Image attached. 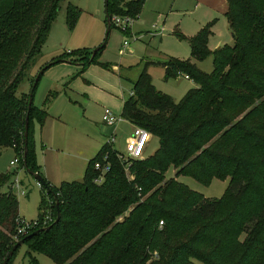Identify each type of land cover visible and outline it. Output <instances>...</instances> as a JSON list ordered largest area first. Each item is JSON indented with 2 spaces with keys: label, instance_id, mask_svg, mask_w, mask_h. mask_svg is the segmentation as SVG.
Here are the masks:
<instances>
[{
  "label": "trees",
  "instance_id": "1",
  "mask_svg": "<svg viewBox=\"0 0 264 264\" xmlns=\"http://www.w3.org/2000/svg\"><path fill=\"white\" fill-rule=\"evenodd\" d=\"M226 1L231 46L214 53L209 49L215 22L192 37L178 33L189 44L191 57L146 61L124 101V119L159 140L154 155L133 160L127 174L117 151L104 144L89 161L82 181L56 187L45 181L60 203L61 219L54 225L56 202L48 193L49 199L41 200L39 219L32 221L37 225L27 235L42 232L24 242L29 257L44 254L55 264H264V0ZM61 2L0 0V154L11 147L22 164L30 97L18 95V90L25 81L32 87L39 70L53 61L80 63L58 56L36 67ZM108 4L112 20L137 18L144 3ZM66 6L71 30L80 11ZM113 26L111 22V30ZM208 56L213 57L211 73L202 72L195 62ZM151 66L164 68L165 80L187 76L197 87L175 101L156 89L148 72ZM30 112L25 158L28 169L38 173L31 126L36 117L42 123L46 112L34 105ZM105 154L110 171L98 185L94 166ZM170 168L174 178L166 177ZM131 175L135 179L128 181ZM13 176L0 174V264L13 245L27 237L18 233L23 218ZM179 176H193L205 185L213 177L229 178L230 184L222 199H207L180 183ZM126 211L128 216L118 220ZM191 232L188 240H181Z\"/></svg>",
  "mask_w": 264,
  "mask_h": 264
},
{
  "label": "rangeland",
  "instance_id": "2",
  "mask_svg": "<svg viewBox=\"0 0 264 264\" xmlns=\"http://www.w3.org/2000/svg\"><path fill=\"white\" fill-rule=\"evenodd\" d=\"M144 5L139 13L140 21L132 28V34L137 37L133 40L131 36L124 34L122 31L113 26L106 46L102 49V53L109 51L115 54L110 55L109 61H113V57L121 58L120 46L125 40L130 42L123 57V64L130 66L128 71L123 74V92L124 99L128 100L130 91L133 88V82L138 80L140 73L143 71L145 60L165 61L169 58H177L179 60H187L191 57V49L187 42L181 40L178 33L184 37H192L199 33L203 24L212 22L218 17L216 26L214 27L215 37L208 43L209 49L214 53L219 46L232 44V37L228 31L226 21L222 16L215 15L214 12L205 4L196 6L195 0H142ZM70 4L77 7L80 11L79 21L73 29H69L66 24V5ZM60 10L52 25L47 42L43 45L42 56L38 59L37 68L44 63H48L52 56H63L65 60H86L91 58L95 42L102 43L106 33L105 5L104 0H63L60 4ZM157 30L163 31V35L157 33ZM99 44V45H100ZM97 45V46H99ZM216 46V47H215ZM216 49V50H215ZM69 50L71 54L69 53ZM90 52V55H87ZM145 61V62H144ZM213 57L208 56L202 60L195 61L197 67L206 73L213 70ZM36 68V69H37ZM36 69L32 72L34 73ZM37 72H35L36 74ZM153 84L156 89L170 95L175 101L182 99L189 89L196 87L193 80H186L182 75L174 77V79L165 80L164 71L161 67L151 68L149 71ZM46 77L42 76L38 80V85L33 93V104L39 108L43 106L48 89L45 87ZM30 91V82L23 83L17 94H28ZM72 101L63 96L58 98L48 112L47 124L49 134L53 130H57L58 136L52 135L53 145L47 146L49 155L42 154L43 140L41 139V131L43 128L38 127L35 132L37 135L36 158L39 165L40 175L45 181H50L54 186L61 182L81 181L83 180L87 159L92 154L94 148L100 142L106 143L107 126L103 122L99 125H91L84 117L85 100L77 97H70ZM71 101V100H70ZM248 110V109H247ZM246 110V111H247ZM245 111V112H246ZM244 112V113H245ZM35 131L37 119L32 121ZM106 126V127H105ZM134 130L133 124L120 123L117 127V137L114 149L120 153L125 152L128 139ZM45 137L49 141L47 134ZM100 138V141L98 139ZM153 137V136H152ZM103 139V140H102ZM100 146V145H99ZM159 148V140L155 137L151 138L145 149V157L154 155ZM13 149H4L0 154V174L14 173L13 183L17 181L19 188L12 186L13 193L16 196L19 205V216L24 219L25 223L37 221L39 218V208L42 198L49 199L46 190L40 186L34 175L24 169L21 161L12 167L11 161L17 157ZM144 157V159H146ZM19 159V158H18ZM133 161H131L132 163ZM10 169V171H9ZM127 173V172H126ZM175 171L173 168L167 172V178H174ZM128 181L135 179L134 175L127 176ZM177 180L186 186L189 190H193L205 198L222 199L229 186V178L218 179L211 178L207 185L200 183L193 176H179ZM126 211L118 220H123L128 216ZM194 232V231H193ZM182 238V241L188 240ZM243 238V236H242ZM196 249L204 252L199 246ZM26 245H21L13 258L12 264H55L46 255L33 253L32 258L29 257ZM157 259V257H156ZM34 261V260H33Z\"/></svg>",
  "mask_w": 264,
  "mask_h": 264
},
{
  "label": "crops",
  "instance_id": "3",
  "mask_svg": "<svg viewBox=\"0 0 264 264\" xmlns=\"http://www.w3.org/2000/svg\"><path fill=\"white\" fill-rule=\"evenodd\" d=\"M195 2H196V6H198L199 4L200 5L206 4L212 10V12H214L215 15L218 14L219 16H222L224 18V20L226 21V24L228 27L227 19L225 16V14L228 10V3L226 0H195ZM136 19L137 20H136L135 24L140 21L139 16ZM218 20L219 19L217 17L215 20L212 21L215 23L213 24V26L211 28L212 34L209 38L208 43L211 41V39L216 38L214 27L216 26V23ZM208 23H210V22H208ZM206 24L207 23L203 24L202 26H204ZM133 26H134V24H133ZM133 26L130 29V34L133 33L132 32ZM228 31H229V29H228ZM157 33H160V35H163V31L157 30ZM229 33H230V31H229ZM230 35H231V33H230ZM98 42L99 41L95 42L93 47H97V45L100 44ZM232 43H233V40H232ZM122 45H123V43H122ZM122 45L119 48L120 52L119 51L117 52L119 54V56H121L120 59H118L117 57H113L114 60L109 61L108 59H109L110 55H113L115 53L109 51L108 53L104 52V54H101L102 53V50H101L96 55V57L94 58L95 62L90 61L89 63L84 64V62L83 63H78V62L70 63V62H66V61H61V62H57V63L53 64V66L49 67L47 70L44 71L42 76L45 75V77H46L45 87L47 89L49 88L46 95H45L46 99L43 102V106H41L39 108H37L34 104L33 105L36 109H38V110L40 109V110H43L44 112H46V117L42 121V123L36 117L38 126L36 127V125H35V131H34V128H32V126H31V128H32V139H33V143H34V158H36V155H37V152H36L37 135L35 132L38 130V127L43 128L40 136L44 142V144H43L44 149H41V151H42V154L45 155V158H47L46 153H47V155H49L47 146L50 147L53 145V143L51 142L52 141V135H56V137L58 136L57 130L51 131L50 134H49V131L47 130V128H48L47 118L49 117L47 110L50 111V108L54 105L55 101L58 98H60L61 96L67 98L70 103L73 102L75 104H76V102L74 100L72 101V99L70 97H72V98L77 97L79 99L85 100L84 106H82V109L84 111L85 119L91 125H99V123L102 122V116L104 113V109H106V108L109 110H112L113 112H116L120 115L122 114L123 104H124V101L126 100V99H124L125 97L123 95V92L121 91V89L123 87V78H126L124 76L123 72L125 70L128 71V68L130 67V66L127 67L123 64V57H125L127 50L125 51V49H123ZM188 46H189V44H188ZM128 47H129V45H128ZM128 47H127V49H128ZM220 47H222V46H219L218 48H220ZM67 51H69V50H67ZM54 57H58V56L57 55L52 56V58H54ZM52 58H51V60H52ZM50 61H47V62L49 63ZM145 61H150V60H145ZM151 62L158 63V62H162V61H158V62L151 61ZM158 67H161V66H158ZM158 67L151 66L148 69V72L150 71L151 68H158ZM162 69L165 72L164 68H162ZM185 79L188 81L191 80L190 78L189 79L185 78ZM193 88H195V87H193ZM30 89H31V83H30ZM126 123L130 124L128 121H126ZM32 125H33V123H32ZM133 126H135V125L133 124ZM116 131H117V129H116ZM45 134H47L49 141L45 137ZM100 138L101 137H98L99 141H100ZM151 138H153V137H151ZM102 142H100L99 143L100 146L97 145L96 148H94L92 154L89 155V158L87 159V165H88L90 160H92L93 158L96 157L95 155L100 151V148L105 144ZM50 148H53V147H50ZM7 149H13V148L10 147ZM35 160H36L37 166L39 167L37 158ZM87 165H86V168H87ZM9 171H10V169H9ZM85 171H86V169H85ZM38 172L40 173L39 168H38ZM85 174H86V172H85ZM85 174H84V176H85ZM47 182L50 183V181H48V180H47ZM63 182H65V181H63ZM68 183H71V182H68ZM50 185L54 186L51 183H50ZM58 185H60V184H58ZM58 185H56V186H58ZM56 186H54V187H56Z\"/></svg>",
  "mask_w": 264,
  "mask_h": 264
},
{
  "label": "built area",
  "instance_id": "4",
  "mask_svg": "<svg viewBox=\"0 0 264 264\" xmlns=\"http://www.w3.org/2000/svg\"><path fill=\"white\" fill-rule=\"evenodd\" d=\"M136 18L130 17V16H113L112 17V24L114 27L122 31L124 34L127 33V31L130 32L131 27L136 22ZM131 37L133 40H137V37H135L133 34H131ZM130 42L128 40H125L123 42V49L125 51L127 50L128 45ZM185 78L189 79V77L185 76ZM102 122L105 127L108 129L106 134V140L107 142L105 144L108 145L112 150L114 149V144L116 142L117 137V126L120 123L126 122L123 115L118 114L116 112H113L109 109H104V113L102 116ZM152 134L147 130L143 129L139 126H134V130L128 139L127 146L125 148L124 153H120L117 150H115L117 157L119 158L120 162L122 163L124 170L129 172V167L131 166V161L133 160H143L145 157V149L148 144V142L151 140ZM109 155L105 154V157L103 158V162L96 163L94 166V170L99 173V176L95 178L94 183L95 184H101V182L104 180L105 175L110 171V164L107 160ZM19 158V157H18ZM16 158L14 161H11L10 165L14 167L17 165L21 160L20 158ZM13 186L19 188V184L17 181L13 183ZM162 225V222L160 223ZM37 223L27 222L25 223L24 219H21L18 223V233L20 235H27V232L32 229Z\"/></svg>",
  "mask_w": 264,
  "mask_h": 264
},
{
  "label": "water",
  "instance_id": "5",
  "mask_svg": "<svg viewBox=\"0 0 264 264\" xmlns=\"http://www.w3.org/2000/svg\"><path fill=\"white\" fill-rule=\"evenodd\" d=\"M108 1L109 0H104V5H105V20H106V33H105V38L103 40V42L97 46V48L93 49V53L91 55V58H90V61L94 59V57L98 54L99 51H101L107 44L108 42V39H109V34H110V30H111V19H109L108 17V7H109V4H108ZM57 62H60L59 60L57 61H53L49 64H47L46 66H44L43 69L39 70L35 80H34V84L33 86L31 87L30 91H29V105H28V110H27V116H26V120H25V134H24V140H23V143H24V154H23V158H24V168L25 170H27L28 173L34 175V177L37 179L38 183L40 184V186H42L46 191L47 193H50L52 196H53V199L54 201L56 202V220L54 222V225L57 224V222H59V220L61 219L60 217V208H59V202H58V199L57 197L55 196V194L52 192V190L50 189V187L47 186L45 180L43 179V177L39 174V173H33L32 171H30L27 167V164H26V153H27V150H28V143H27V137H28V123H29V117H30V109L33 105V97H32V92L34 91V89L36 88L37 86V83H38V80L41 76V74L47 70L49 67L53 66V64L57 63ZM46 228H43L42 230H45ZM40 232H42L41 230H37V231H34V232H31V234L27 235L26 238L22 239V240H19L18 242H16L13 247H12V250L9 252V254L7 255V257L3 260L2 264H7L9 259L13 256V253L18 250V248L24 244V242L26 240H28V238H31V237H34L38 234H40Z\"/></svg>",
  "mask_w": 264,
  "mask_h": 264
}]
</instances>
